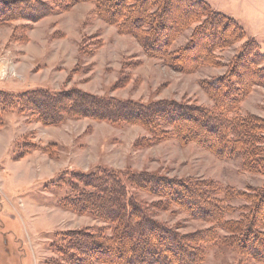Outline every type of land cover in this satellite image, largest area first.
Listing matches in <instances>:
<instances>
[{"label": "rangeland", "instance_id": "rangeland-1", "mask_svg": "<svg viewBox=\"0 0 264 264\" xmlns=\"http://www.w3.org/2000/svg\"><path fill=\"white\" fill-rule=\"evenodd\" d=\"M41 1L53 11L33 21L20 15L19 8L26 0H0V66H6L0 69V90L11 95L33 88L61 91L76 87L102 97L142 103L175 100L212 108L213 100L202 83L235 70L255 77L250 69L242 70L245 39H253L264 52V0H201L208 8L199 7L186 15L181 6L170 5L166 15L150 3L146 16L151 9L163 14L160 35L170 40L171 48L186 47V54L192 57L184 69L146 55L135 32L115 23L124 14V3L118 0H113L115 14L108 15V20L97 15L94 0L72 5L60 0L61 9L51 0ZM123 1L127 5L134 2ZM142 1L135 0L134 7ZM214 13L235 22L244 36L226 46L214 44L206 58L199 41H218L215 35L207 37L210 30L221 34ZM210 57L211 62L204 60ZM239 111L264 118V83L252 84L239 102ZM169 133L148 142L150 135L140 123L65 116L51 124L17 105H0V264H67L69 255L82 258L83 253L67 248L71 236L113 244L108 239L114 223L79 213L59 201L69 193V182L78 183L76 172L101 167L123 177L148 171L190 181L198 185L211 206L235 207L225 219L238 217L240 209L236 207L245 203L226 196L249 186H264V174L246 170L240 158L221 157L208 147L182 142L174 132ZM24 157L34 160L36 177L41 180H24L15 174L10 161ZM127 186L144 203L153 221L202 248L201 264H264L240 255L225 241L227 232L215 224V213H209L211 219L195 218L182 206L129 183ZM98 250L94 252L97 260L90 262L85 256L84 264H114Z\"/></svg>", "mask_w": 264, "mask_h": 264}, {"label": "trees", "instance_id": "trees-1", "mask_svg": "<svg viewBox=\"0 0 264 264\" xmlns=\"http://www.w3.org/2000/svg\"><path fill=\"white\" fill-rule=\"evenodd\" d=\"M78 1L81 0H65V5ZM167 1L144 0L135 8V0L128 5L118 0V3H124L121 10L124 14L115 23L135 32L146 55L162 58L164 62L177 64L184 69L183 65L192 61V57L186 54V47L171 48L170 40L160 35L163 30L160 20L163 14L159 11L154 14L155 10L151 9V18L144 13L146 11L148 15L151 5L163 9L166 15L172 4L181 6L185 15L188 11L187 14L195 13L196 8L208 7L201 0ZM51 2L59 9L64 8L60 0ZM94 4L97 15L104 20H108L110 14H115L113 0H94ZM19 11L20 15H25L24 18L36 21L52 13L53 8L41 0H26ZM214 16L215 25L219 26L221 34L218 36V33L210 30L207 37L215 35L218 41H199L206 58L209 57L207 51H211L214 44L226 46L244 36L235 22L220 13H214ZM205 19L207 21L208 18ZM242 48L245 49L240 58L242 70L248 72L250 69L257 77L252 78L249 74L246 80L243 72L235 70L225 76L204 81L202 86L213 100L212 108L175 100L142 103L102 97L76 87L61 91L33 88L17 95L0 91V105H17L21 110L36 114L40 121L51 124L60 122L65 116L140 123L150 135L148 142L160 140L172 131L182 142L194 141L224 158H240L246 170L264 174V118L253 114L243 115L239 111V102L249 93L252 84L264 83V52L250 38L245 39ZM206 58L205 61H212L211 57ZM243 80L246 84L242 83ZM73 174L78 183L69 182V193L61 196L59 201L69 203L79 213L85 212L115 224L111 238L108 239L113 244L83 239L82 235L77 238L71 236L68 240L67 248H75L79 254L83 253L91 259L90 262L97 260L95 253L98 249L106 257H111L114 264H201L203 261L202 248L193 246L184 236L149 217L144 203L127 186L129 183L184 207L195 218L211 219L209 213H215V224L227 232L225 241L240 255L264 263V186H249L226 196V199L241 198L245 203L236 207L240 209L238 217L225 219V214L234 211L235 207L230 204L211 206L203 199L202 192L196 187L198 185L190 181L170 179L148 171L129 173L123 177L116 171L101 167ZM85 256L79 258L69 255L67 264H84Z\"/></svg>", "mask_w": 264, "mask_h": 264}, {"label": "crops", "instance_id": "crops-1", "mask_svg": "<svg viewBox=\"0 0 264 264\" xmlns=\"http://www.w3.org/2000/svg\"><path fill=\"white\" fill-rule=\"evenodd\" d=\"M0 63H1V60H0ZM5 67L4 66H0L1 71H3L4 70L3 68H5ZM29 157H32V155L29 156ZM29 157H24L23 159L15 161V163H12V161H10V164H11L12 168L15 169L14 170L15 174L19 175L24 180L29 179V178H32V181L35 180V179L41 180L40 179L41 176H37L36 177V175H37L36 174V170H35L36 163L34 162V160L33 161H29V159H28ZM0 159H1V157H0ZM31 170L34 172V174H32Z\"/></svg>", "mask_w": 264, "mask_h": 264}]
</instances>
